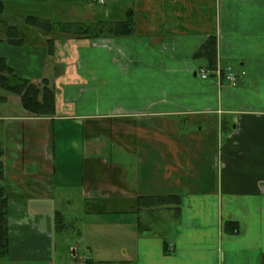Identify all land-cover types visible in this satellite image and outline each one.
<instances>
[{
	"label": "crops",
	"instance_id": "0c3cea01",
	"mask_svg": "<svg viewBox=\"0 0 264 264\" xmlns=\"http://www.w3.org/2000/svg\"><path fill=\"white\" fill-rule=\"evenodd\" d=\"M0 2V56L18 77L47 80L55 104L53 117L36 118L17 95L0 102L9 238L0 264H260L264 108L249 101L264 88V0ZM128 16L129 34L110 37ZM27 18L101 36L44 34ZM210 36L217 63L245 73L235 85H198L206 64L193 54ZM186 82L196 91H179ZM55 175L77 197L76 237L59 236ZM168 195L182 205L166 254L162 234L138 233L136 200Z\"/></svg>",
	"mask_w": 264,
	"mask_h": 264
},
{
	"label": "trees",
	"instance_id": "16d2710c",
	"mask_svg": "<svg viewBox=\"0 0 264 264\" xmlns=\"http://www.w3.org/2000/svg\"><path fill=\"white\" fill-rule=\"evenodd\" d=\"M4 13V6L0 2V15ZM131 19L128 18L124 22L125 30L114 27L108 30L110 37L127 35L130 32L129 25ZM26 26H32L44 34H54L55 32L67 35L72 38H98L101 33L98 28L91 25L81 23H62L54 24L50 20L27 18ZM16 27H10L8 33V41L13 44H20V39H15L11 36V30ZM104 30V29H103ZM195 58L205 61L206 68L213 70L217 64L216 39L210 36L199 46L193 54ZM0 102L6 98V94H14L19 96L22 108L30 117L36 118H51L54 116V91L47 80H42L39 85H35L30 80L18 77L13 69L8 65L6 60L0 56ZM3 146L0 141V256L5 255L9 248L8 238V198L5 192V170L2 161ZM181 198L176 195L168 196H139L136 200V219L138 233L162 234L164 240V253H168V244L166 242L167 231L170 230L169 224L177 222L181 211ZM167 217H166V216ZM56 215V227H60L61 217ZM161 221L168 223H161ZM167 225L160 229L161 225ZM231 224H226L225 229ZM160 226V227H159ZM234 226L232 233L237 232L238 226ZM264 264V255L261 263Z\"/></svg>",
	"mask_w": 264,
	"mask_h": 264
},
{
	"label": "rangeland",
	"instance_id": "374dc122",
	"mask_svg": "<svg viewBox=\"0 0 264 264\" xmlns=\"http://www.w3.org/2000/svg\"><path fill=\"white\" fill-rule=\"evenodd\" d=\"M198 81V85L201 86L202 84H206L209 82L208 80H202L200 78H196ZM197 85H193L191 83H185L183 84L180 88L179 91H196ZM259 96L256 98V100H250L249 103L252 104L256 108H264V88H261L259 91ZM57 128V125H56ZM57 144V143H56ZM59 172L57 171L56 174ZM71 177H75V181L72 180V182H76V178L78 179L79 175H70ZM56 178V185L55 187V203L57 206V210L63 213V217L60 219V228L62 231L61 233L58 232L60 237H62L64 234L71 235L73 237H76V233L78 230L75 232V229L79 227L80 225V220H78L79 217V212L76 206L78 207V203L76 201V196L75 192H72V185L68 186L66 185L69 180L64 179V175H55ZM71 191V192H70ZM71 194V196L68 197L70 199L71 203L67 204L63 201V197L66 195ZM63 198V199H62ZM67 197H65L66 199ZM67 226V228H63V226ZM73 230V231H72ZM165 238H169V234L166 235ZM171 239V238H170ZM74 243L73 244H78L77 240L73 239Z\"/></svg>",
	"mask_w": 264,
	"mask_h": 264
},
{
	"label": "built area",
	"instance_id": "2783aa9c",
	"mask_svg": "<svg viewBox=\"0 0 264 264\" xmlns=\"http://www.w3.org/2000/svg\"><path fill=\"white\" fill-rule=\"evenodd\" d=\"M92 1L96 4L103 5L105 0H88ZM245 73L241 72L237 74L235 69L231 65H227L225 67L220 64H216L213 70H209L206 67H202L198 70V76L202 80H206L208 78H213L215 83L221 87L223 84L235 85L239 76H243ZM71 264H88L87 260H77L74 258Z\"/></svg>",
	"mask_w": 264,
	"mask_h": 264
}]
</instances>
